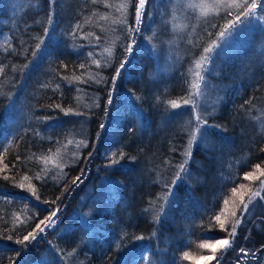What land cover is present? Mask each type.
<instances>
[{"label":"trees","instance_id":"16d2710c","mask_svg":"<svg viewBox=\"0 0 264 264\" xmlns=\"http://www.w3.org/2000/svg\"><path fill=\"white\" fill-rule=\"evenodd\" d=\"M120 2L0 0V264H192V258L209 252L200 245L227 235L214 219L223 215L224 200L231 202L232 212L241 196L249 199L255 191L264 196L258 189L264 172V32L244 27L248 37L234 33L233 46L227 53L217 49L207 65L211 87L200 98L199 111L208 125L221 127L205 126V135L192 146L191 174L177 183L175 202L154 221L150 201L166 191L163 183H170L175 172L164 162L183 160L195 124L189 123L191 106L183 105L194 81V61L216 39L225 13L197 21L198 14L185 7L187 0H149L130 62L113 90L111 80L129 41L111 23L119 13L105 3ZM105 14L109 18L100 19ZM179 21L187 27L176 26ZM128 23H135L134 3ZM110 46L111 58L104 52ZM93 59L107 66L97 67ZM96 73L106 82L62 79ZM109 91L113 103L106 114ZM170 100L182 106L172 109ZM68 109L84 115H65ZM80 140L88 146L78 148ZM121 151L124 158L111 164ZM37 173L44 178L35 179ZM247 173L259 179H245ZM76 177L80 180L73 183ZM57 209L55 223L26 250L15 243ZM230 217L229 223L235 219ZM24 220L26 225L20 223ZM14 225L15 231H7ZM9 234L12 240L6 239ZM141 235L143 240L133 239ZM240 248L251 251L250 264H264V200L259 197L252 198L234 249L223 254L221 264H236Z\"/></svg>","mask_w":264,"mask_h":264},{"label":"snow or ice","instance_id":"6c2138e0","mask_svg":"<svg viewBox=\"0 0 264 264\" xmlns=\"http://www.w3.org/2000/svg\"><path fill=\"white\" fill-rule=\"evenodd\" d=\"M93 4L98 3L99 0H91ZM149 0H121V2L117 5H112L105 3V7L112 8L115 7V11L119 13L118 16L113 18L111 20V23L113 25H119L122 32L126 34V38L128 39L129 43H127L124 46V53L125 57L124 59L119 63L118 67L115 70V74L112 77L111 83L113 86V90L115 89V82L116 80L121 76L122 70L125 69L126 64L129 63V57L133 53L134 46L136 44V35L140 33L141 31V25L143 23L144 13L146 6L148 5ZM134 3L135 5V23L129 24L128 23V8L130 4ZM186 8L193 10L194 12L198 11V15L195 17L197 21L209 17L210 14L219 15L221 11L225 13V15L222 17V19L225 20V23L223 25H219V31L216 34V39L211 40L208 43V46H205L203 48V51L198 59L194 61L195 71L192 72V75L194 77V81L190 86V91L187 98L183 99V105H190L192 110V119L189 121L190 124L195 122L194 127L189 132V139L188 143L185 146L184 151L181 153V155L184 157L183 160L175 165L171 163V161H165V165L169 167H174L175 172L174 175L169 182L165 181L163 183V187L166 191L160 196L157 197V201H150V208L154 211V221L159 222L160 216L164 213V209L166 205H169L171 203L175 202V192L174 189L177 186L178 182H183V180L189 176L191 173L188 169V165L192 158V146L195 144L198 140V137L205 135V126L209 127H221L220 125H208L207 118L201 114L199 111L201 107L200 98L207 95L208 89L211 87L208 80L206 79L205 74H210V69L207 67L208 64L212 63V54L216 52L217 49H222V45L226 43L230 37L233 36L234 33L238 32L240 30V25H248L251 24L253 21L264 23V2L262 0H187V3L185 5ZM233 11H235V17L234 19H228L229 16H232ZM258 12L262 13L258 15ZM95 15V13H93ZM109 17L107 14L102 15L100 19L107 20ZM176 19L175 12L172 14V20L174 21ZM87 22V21H86ZM48 23L51 25L52 23V17L51 15L48 17ZM205 23H209L210 27L217 28L218 25L215 23H210L207 19H205ZM77 28L80 27L79 24L76 25ZM180 28L187 27V25H179ZM104 29L102 28V31ZM116 29L113 28L112 31H115ZM48 28H45L44 32L45 35H48ZM72 35H75V33H72ZM99 39V38H98ZM119 39V37H117ZM149 40L151 38H148ZM44 43L43 38L40 39V42L36 44V49L39 50L41 45ZM112 45H115V40L112 41ZM104 52L107 54L109 58L113 55V49L112 46L105 48ZM33 56L36 55V52L34 51L32 53ZM91 55V53L89 54ZM93 64H96L97 67L107 66L101 65V62L99 60H92ZM27 67V65H25ZM64 67H67L64 65ZM80 68H85L86 66L81 64L79 66ZM190 71H192L190 69ZM3 72V69L0 68V73ZM83 75V74H82ZM64 80H68L69 83L73 81H79L82 83H89L93 82L96 84L105 83L103 77L99 76V73L96 74H88L87 79H82V76H76L73 75L72 77H62ZM60 85H56V88H59ZM113 103L112 99V91H109L108 93V99L106 101L105 105V112L107 114V106L111 105ZM246 104H251V101H246ZM169 106L172 109L180 108L182 105L181 103H178L176 100H170L168 101ZM99 106L98 104L96 105ZM55 107L60 108V105L57 104ZM63 110V109H62ZM68 114H74V115H84L82 112H74L72 109H68L65 112V115ZM101 128H104L105 125L101 124ZM71 143V141H69ZM87 147L88 142L86 140H80L77 142V147ZM3 152H7L8 148H3ZM57 154H59V149L57 150ZM74 155H76L74 153ZM91 155V153H89ZM116 154L113 153V156ZM125 153L122 151L119 154L118 159H112L111 164H119L120 160L124 158ZM2 159V157H0ZM19 159V157H17ZM45 163H47V160L50 159V157L44 158ZM130 159L134 160L135 157H131ZM7 168V165L4 166ZM57 167L61 169V172L63 170V165L58 164ZM259 168V165L256 166ZM45 172V175L47 174V170H43ZM66 175V174H64ZM261 175H264V172L261 173ZM44 177L41 176L39 173L36 174L35 179L41 180ZM259 179V177L253 176L252 173H247L245 175V179ZM4 179H8L7 176L4 177ZM24 179H28L27 177H24ZM158 179L160 177L158 176ZM80 180V177H76L73 180V183H76ZM19 187L23 188L24 185L20 184ZM29 189L32 191V194L36 196V199L39 200V195L36 194L34 187L29 184ZM241 188H243V185H240ZM261 187L264 189V181H261ZM232 193L235 195L237 194V189L233 187L231 189ZM253 197H259L260 199L264 200V196H261V191H255L252 193ZM160 202L158 205L157 210V202ZM44 203H48V201H44ZM52 203H55L53 201ZM249 203H252V200L250 198ZM249 203H245L243 196H241L240 204L236 205V209L231 212V216L234 219V222L231 223V229L229 230L227 225L229 224V220L227 217L222 218V214H217L214 216V219L216 223L219 226V229L221 231H224L227 233L225 238L223 239H216L213 237L212 239L215 241L212 244H202L200 245L201 248H210L213 250V254L209 256L202 257L205 260L208 261H216V264H221L222 256L218 258L215 254L216 249L219 248L223 250V253L226 254L227 250L230 249L234 242L237 235V228L241 224L245 214L249 211ZM224 204H228V200H224ZM242 205V209L240 207ZM237 210L240 211V216L237 218ZM59 209L52 211L49 216L45 217L44 219L40 220L38 223L35 224V227L28 231L26 235H23L22 238L17 237L15 240L16 244H19L25 248V250L28 247V244H30L32 241H35L37 239V236L41 233H44L45 230L49 227H51L55 223V217L57 216V212ZM147 211V209H146ZM16 219L19 220V216H16ZM28 220L32 219V217H28ZM21 224H27V220L20 221ZM7 231H15V225L11 230ZM155 235V233H153ZM145 237L141 236H134V240H143ZM6 239L12 240L13 236L11 234L6 236ZM117 247H120V244L117 243ZM241 253L245 252V249L240 248L239 250ZM75 252V249H73V253ZM73 253H69L68 255H72ZM16 255H20V251H16ZM189 257V254L187 252L184 253V258L187 259ZM141 259L147 260V257L141 256Z\"/></svg>","mask_w":264,"mask_h":264},{"label":"rangeland","instance_id":"374dc122","mask_svg":"<svg viewBox=\"0 0 264 264\" xmlns=\"http://www.w3.org/2000/svg\"><path fill=\"white\" fill-rule=\"evenodd\" d=\"M262 2H264V0H262ZM197 14H198V11L196 12ZM260 14H262V13H260V12H258V15H260ZM234 17H235V15H232V16H230L229 18L230 19H234ZM179 25H183V23H182V21H179V22H177V24H176V26H178L179 27ZM244 27H249V28H254L255 30H257V31H259V32H261L262 30H263V32H264V23H261V22H256V21H253L251 24H248V25H240L239 26V28H240V30L238 31V32H236L235 34H239L238 36H240V35H242L243 37H248V31L247 30H242L241 28H244ZM180 28V27H179ZM234 35L232 36V37H230L229 38V40L226 42V43H224V46L222 47V49L223 50H225V52L227 53V50L229 49V48H231L232 46H233V43H234ZM240 43H242L241 41H237L236 43H235V45H237V46H239V44ZM217 51V50H216ZM214 53H216V52H214ZM259 172H260V170H259ZM259 172H257V174H260ZM261 181H264V175H263V178H261L260 180H259V183H261ZM261 188V184H260V187L258 188V189H260ZM250 198H251V200H252V198H254L253 196H252V194H249V199H246V200H244V202L245 203H249V200H250ZM232 202H233V200H232ZM249 205H250V203H249ZM225 207V209H224V213H223V215H222V218H225V217H227L228 218V220L231 218L230 216H231V209H233L234 207L233 206H231V202L230 201H228V204L227 205H224ZM242 206V205H241ZM243 207V206H242ZM232 222H234V220L233 221H230V223L229 224H231ZM228 224V225H229ZM228 227V226H227ZM231 228V227H230ZM221 239H223V238H221ZM210 244H212V243H210ZM234 249V244H233V246L230 248V249H228L227 250V252H229L230 250H233ZM207 250H209V252H208V254L207 255H205V256H209V255H212L213 254V250L212 249H210V248H207ZM226 252V253H227ZM245 252L247 253V255H245L244 253H241L239 250L236 252V257H237V261H236V264H239L238 262H243V264H250L251 262H252V260H254V256L252 257V253H251V251L250 250H245ZM220 253V254H219ZM189 254V253H188ZM215 254H216V256L218 257V258H220L221 256L223 257V250H221V249H219V248H217L216 249V252H215ZM251 254V255H250ZM232 255V254H231ZM189 257H190V254H189ZM188 257V258H189ZM202 257H204V256H202ZM202 257H198V258H192V261H193V263L192 264H216V261L215 260H213V261H208V260H205V259H203ZM223 261V258H222V260H221V262ZM226 262H229V261H225V263Z\"/></svg>","mask_w":264,"mask_h":264}]
</instances>
